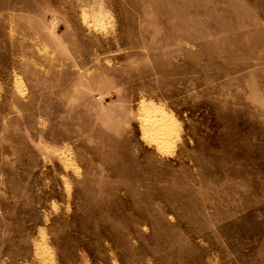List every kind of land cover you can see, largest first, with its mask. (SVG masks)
<instances>
[{"label":"rangeland","instance_id":"1","mask_svg":"<svg viewBox=\"0 0 264 264\" xmlns=\"http://www.w3.org/2000/svg\"><path fill=\"white\" fill-rule=\"evenodd\" d=\"M0 264H264V0H0Z\"/></svg>","mask_w":264,"mask_h":264}]
</instances>
